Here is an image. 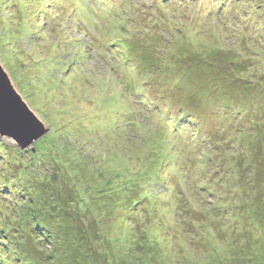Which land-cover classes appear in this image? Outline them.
Returning a JSON list of instances; mask_svg holds the SVG:
<instances>
[{
    "label": "rangeland",
    "instance_id": "374dc122",
    "mask_svg": "<svg viewBox=\"0 0 264 264\" xmlns=\"http://www.w3.org/2000/svg\"><path fill=\"white\" fill-rule=\"evenodd\" d=\"M0 66L48 130L0 136V257L264 264V0H0Z\"/></svg>",
    "mask_w": 264,
    "mask_h": 264
},
{
    "label": "water",
    "instance_id": "95a60500",
    "mask_svg": "<svg viewBox=\"0 0 264 264\" xmlns=\"http://www.w3.org/2000/svg\"><path fill=\"white\" fill-rule=\"evenodd\" d=\"M48 133L21 100L0 66V136L26 148Z\"/></svg>",
    "mask_w": 264,
    "mask_h": 264
},
{
    "label": "trees",
    "instance_id": "16d2710c",
    "mask_svg": "<svg viewBox=\"0 0 264 264\" xmlns=\"http://www.w3.org/2000/svg\"><path fill=\"white\" fill-rule=\"evenodd\" d=\"M252 1V0H251ZM261 7V6H260ZM225 8H227V7H225ZM224 12H226L227 13V10H225ZM238 13V12H237ZM256 15H258V16H261V14H260V12H258V9H255V12H254ZM141 30H142V27H141V29H140V31L139 32H141ZM139 35H141V34H139ZM109 41H111V39L109 40ZM119 43L120 44H122L120 41H119ZM214 45H207V47L209 48V49H211V48H217L215 45H216V43H213ZM123 45V44H122ZM127 45L125 44V47H126ZM127 48V47H126ZM128 49V48H127ZM216 51V50H215ZM221 51H225V50H221ZM199 52L202 54L203 53V61L205 62V63H209V60L211 61V58L208 56V51L205 49V48H201V47H199ZM226 52V51H225ZM179 55H181V54H179ZM121 56H122V54H121ZM125 56L128 58L127 60H126V62H128L129 64H131L130 62H129V59H131V58H135L134 56H132V55H127V54H125ZM125 56H122L123 58L125 57ZM174 56V55H173ZM172 56V57H173ZM121 57V58H122ZM120 58V59H121ZM137 61H138V59L137 58H135ZM138 63V62H137ZM139 64V63H138ZM138 72H139V74L137 73V77L139 78V75H142V77L139 79V80H142L144 77H146L147 76V74L151 71L152 73H154L153 72V70H151V68H149V67H146L145 69H143L142 68V64H139L138 65ZM159 71L161 72V73H166L167 72V68H164V69H159ZM122 72L123 73H125L126 72V70L125 69H123L122 70ZM151 80L152 81H154L155 80V76H153L152 78H151ZM148 81V80H147ZM164 89H165V91L166 90H169L168 88H167V86H165L164 87ZM156 93L158 92V91H155ZM157 94H159V97H163L164 95H163V92H160V93H157ZM171 97V96H170ZM170 97H169V99H170ZM172 98V97H171ZM169 99H167V101L169 100ZM167 101H163L165 104L167 103ZM175 102H180L182 105L184 104V99H181V98H176V100H175ZM185 103H186V101H185ZM175 105V104H174ZM173 105V106H174ZM168 108H170V106H167ZM217 115H219L218 113H217ZM223 118H221V119H219V122H221V121H225V118H224V116H226L225 114H222L221 115ZM185 118H189V121H195V122H199V116L195 113V112H193L192 110H190V109H187V110H184L182 113H180V115L179 116H177L176 114H172V116H168L166 119H171V120H175V121H177L178 123L180 122V121H182L183 119H185ZM197 120V121H196ZM40 159V158H39ZM132 186H134V185H132ZM8 187H9V183H7V184H5V183H1L0 184V192H2V191H4V193L2 194V193H0V197L1 198H5L6 196H7V192L9 191L8 190ZM187 210H192V209H190V208H188ZM6 235H8V232L6 231V230H4V229H1L0 230V238H3V240L4 241H6L7 240V238H5V236ZM3 241V242H4ZM0 244H1V241H0ZM4 248H7V247H5V245L3 246ZM6 252H8V254H6L5 256H6V260H4V258H3V254H1V257H0V264H10L11 263V261L14 259V252H13V250L12 249H10L9 247H8V249H6L5 250ZM25 254V253H24ZM26 257V256H25ZM6 261V262H5ZM9 261H10V263H9ZM22 264H33V261H30L29 260V258H26L25 259V261L22 263Z\"/></svg>",
    "mask_w": 264,
    "mask_h": 264
},
{
    "label": "bare ground",
    "instance_id": "6f19581e",
    "mask_svg": "<svg viewBox=\"0 0 264 264\" xmlns=\"http://www.w3.org/2000/svg\"><path fill=\"white\" fill-rule=\"evenodd\" d=\"M175 1V0H174Z\"/></svg>",
    "mask_w": 264,
    "mask_h": 264
}]
</instances>
